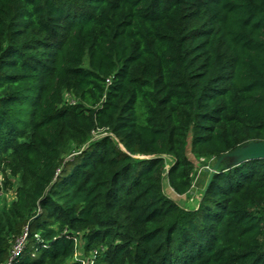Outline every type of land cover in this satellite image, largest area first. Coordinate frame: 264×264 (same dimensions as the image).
Returning a JSON list of instances; mask_svg holds the SVG:
<instances>
[{"label": "trees", "instance_id": "obj_1", "mask_svg": "<svg viewBox=\"0 0 264 264\" xmlns=\"http://www.w3.org/2000/svg\"><path fill=\"white\" fill-rule=\"evenodd\" d=\"M251 141L264 0H0V264H264V158L163 191Z\"/></svg>", "mask_w": 264, "mask_h": 264}, {"label": "rangeland", "instance_id": "obj_2", "mask_svg": "<svg viewBox=\"0 0 264 264\" xmlns=\"http://www.w3.org/2000/svg\"><path fill=\"white\" fill-rule=\"evenodd\" d=\"M189 156L194 161L197 167L193 180H192V187H191L190 193L181 195V196L177 195L170 189L166 180H164L163 182L164 193L167 196L176 200L178 203H180V205L185 206V207H193L196 205L197 200L201 194V191L203 190V187L205 188L204 184L207 183L206 181H208L210 170L216 161V158H203L202 160L199 161V160H196L194 156L190 153H189ZM222 164L226 165L225 162H222L218 166V168H220ZM205 173H208V175H206ZM14 198H15V193L13 189L9 193L3 194L2 196H0V207H3L5 204L9 205ZM80 250L81 249L78 248V250L76 251V258L83 257L82 251Z\"/></svg>", "mask_w": 264, "mask_h": 264}, {"label": "water", "instance_id": "obj_3", "mask_svg": "<svg viewBox=\"0 0 264 264\" xmlns=\"http://www.w3.org/2000/svg\"><path fill=\"white\" fill-rule=\"evenodd\" d=\"M259 158H264V141H251L231 152L221 154L216 158L215 164L210 170L209 178L205 188L209 184L213 173L217 171L218 166L222 162H225L227 167H232L244 161Z\"/></svg>", "mask_w": 264, "mask_h": 264}, {"label": "built area", "instance_id": "obj_4", "mask_svg": "<svg viewBox=\"0 0 264 264\" xmlns=\"http://www.w3.org/2000/svg\"><path fill=\"white\" fill-rule=\"evenodd\" d=\"M4 193H0V196H2ZM26 234L24 233L21 238L17 240V242L14 244V246L10 250V256L8 258V261L6 264H9L22 250L24 241H25ZM90 258H87L84 260V264H92V261Z\"/></svg>", "mask_w": 264, "mask_h": 264}]
</instances>
